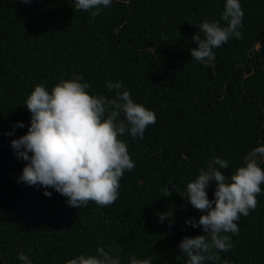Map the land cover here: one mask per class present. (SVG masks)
Here are the masks:
<instances>
[{
  "label": "trees",
  "instance_id": "16d2710c",
  "mask_svg": "<svg viewBox=\"0 0 264 264\" xmlns=\"http://www.w3.org/2000/svg\"><path fill=\"white\" fill-rule=\"evenodd\" d=\"M239 2L242 38L214 49L207 66L191 57L195 25L206 18L223 25L226 0H112L90 11H77L75 0H0V264H24L21 251L32 264H67L97 248H119L121 264L133 256L187 264L179 244L203 231L186 220L203 213L183 198L185 186L212 157L229 163L221 172L230 177L264 146V0ZM76 76L93 97L115 99L106 82H120L119 92L156 116L142 139L119 136L135 167L106 207L75 209L52 188L18 182L28 162L16 158L11 141L30 127L26 99L37 85L50 92ZM18 122L24 127L14 130ZM258 166L264 170V158ZM170 181L177 188L165 197ZM257 201L236 222L238 233H227L232 247L215 264H264V184ZM165 212L172 217L161 223Z\"/></svg>",
  "mask_w": 264,
  "mask_h": 264
},
{
  "label": "clouds",
  "instance_id": "9594fccd",
  "mask_svg": "<svg viewBox=\"0 0 264 264\" xmlns=\"http://www.w3.org/2000/svg\"><path fill=\"white\" fill-rule=\"evenodd\" d=\"M20 2L30 3L31 0ZM111 3L112 0H75V9L90 11L99 6L109 7ZM97 14L98 11H92L93 16ZM243 16L239 0H226L221 17L223 25L207 18L199 25L192 24L198 28L192 37L198 45L191 49L192 60L211 66L215 59L214 49L231 38H242ZM82 79L76 76L61 80L50 92L43 84L37 85L25 101L31 113L30 127L25 135L11 141V148L17 159L28 162L18 182L52 188L66 197L67 205L75 209L87 206L89 202L106 207L118 199L124 172L135 167L127 145L119 136L128 131L132 138L142 139L148 126L156 123V116L153 111L135 103L129 91L119 92L120 82H106L110 91L118 93L115 99H108L90 95L86 91L90 85L81 83ZM120 113L124 115L123 120H118ZM23 127L20 122L13 125L14 130ZM260 158H264V146L254 148L244 157L246 166L226 177L221 170L228 169L229 163L212 157L198 176L187 183L183 198L203 213L198 221L195 218L186 220L187 225L200 227L203 231L201 235L185 237L179 244L187 264H205V261L215 264L221 259L218 253L231 249V237L227 233H238L236 222L241 215L248 216L258 203L257 196L264 184V170L258 166ZM170 183L171 191L169 187L162 190L165 197H170L177 188L175 183ZM213 183L214 198L210 200L207 189ZM43 194L51 197L49 191ZM158 215L161 223L172 217L168 212ZM96 253L91 256L81 254L68 260L67 264H121L119 248L115 253L111 249L97 248ZM19 260L32 264L22 251ZM130 264H151V260L133 256Z\"/></svg>",
  "mask_w": 264,
  "mask_h": 264
}]
</instances>
